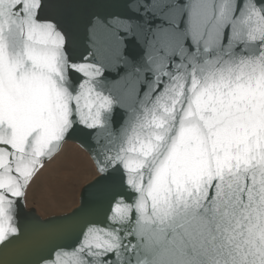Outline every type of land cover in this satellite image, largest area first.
Instances as JSON below:
<instances>
[{
  "label": "snow or ice",
  "instance_id": "snow-or-ice-1",
  "mask_svg": "<svg viewBox=\"0 0 264 264\" xmlns=\"http://www.w3.org/2000/svg\"><path fill=\"white\" fill-rule=\"evenodd\" d=\"M0 264H264V0H0Z\"/></svg>",
  "mask_w": 264,
  "mask_h": 264
},
{
  "label": "rangeland",
  "instance_id": "rangeland-1",
  "mask_svg": "<svg viewBox=\"0 0 264 264\" xmlns=\"http://www.w3.org/2000/svg\"><path fill=\"white\" fill-rule=\"evenodd\" d=\"M76 145L63 152L35 182L27 200L42 218L62 215L75 206L80 187L91 178V162Z\"/></svg>",
  "mask_w": 264,
  "mask_h": 264
},
{
  "label": "water",
  "instance_id": "water-1",
  "mask_svg": "<svg viewBox=\"0 0 264 264\" xmlns=\"http://www.w3.org/2000/svg\"><path fill=\"white\" fill-rule=\"evenodd\" d=\"M66 144H73V145H76V146L78 147V145L75 144V143L72 142V141H69V142L66 143ZM24 212H25V213L31 212V213L35 216V218H37V219H39V220H41V221H43V220H47V219H50V218H53V217H56V216H59V215H54V216H50V217L42 218L40 215L37 214L36 210H35L33 207H28V206H26V205H24Z\"/></svg>",
  "mask_w": 264,
  "mask_h": 264
},
{
  "label": "bare ground",
  "instance_id": "bare-ground-1",
  "mask_svg": "<svg viewBox=\"0 0 264 264\" xmlns=\"http://www.w3.org/2000/svg\"><path fill=\"white\" fill-rule=\"evenodd\" d=\"M86 157H87V156H86ZM39 178H40V177H39ZM39 178H38V179H39ZM39 181H44V180H42V179L40 178ZM25 205L28 206L27 202H26Z\"/></svg>",
  "mask_w": 264,
  "mask_h": 264
}]
</instances>
